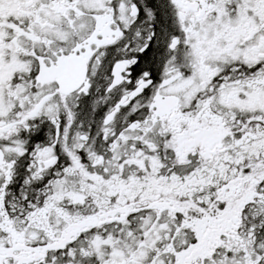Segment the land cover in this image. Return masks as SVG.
<instances>
[{
  "label": "snow or ice",
  "instance_id": "6c2138e0",
  "mask_svg": "<svg viewBox=\"0 0 264 264\" xmlns=\"http://www.w3.org/2000/svg\"><path fill=\"white\" fill-rule=\"evenodd\" d=\"M0 264H264V0H0Z\"/></svg>",
  "mask_w": 264,
  "mask_h": 264
}]
</instances>
